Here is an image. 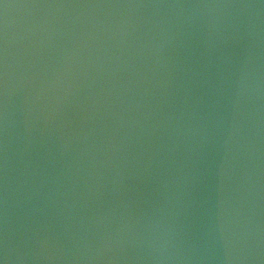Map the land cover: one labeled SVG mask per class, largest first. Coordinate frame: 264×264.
Here are the masks:
<instances>
[{
	"label": "water",
	"instance_id": "1",
	"mask_svg": "<svg viewBox=\"0 0 264 264\" xmlns=\"http://www.w3.org/2000/svg\"><path fill=\"white\" fill-rule=\"evenodd\" d=\"M0 128L264 131V0H0Z\"/></svg>",
	"mask_w": 264,
	"mask_h": 264
},
{
	"label": "clouds",
	"instance_id": "2",
	"mask_svg": "<svg viewBox=\"0 0 264 264\" xmlns=\"http://www.w3.org/2000/svg\"><path fill=\"white\" fill-rule=\"evenodd\" d=\"M0 264H4V261L3 260H0Z\"/></svg>",
	"mask_w": 264,
	"mask_h": 264
}]
</instances>
